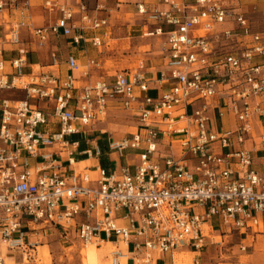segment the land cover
<instances>
[{
  "label": "built area",
  "instance_id": "2783aa9c",
  "mask_svg": "<svg viewBox=\"0 0 264 264\" xmlns=\"http://www.w3.org/2000/svg\"><path fill=\"white\" fill-rule=\"evenodd\" d=\"M18 1L0 0V15ZM157 2L165 7L147 10L136 3L139 13L157 22L150 34L165 36L163 61L153 78L138 61L108 78L79 84L72 72L88 76L100 62L89 59L82 66L73 56L65 59L64 77L25 71L30 44L42 47L50 36L78 42L84 29L107 25L83 4L75 19L73 6L46 0L59 15L35 26L25 18L28 0H21L18 19L4 26L0 264H41L36 250L43 227L74 234L83 245L115 237L127 250L113 245L110 264H155L156 257L181 246L199 252L212 221L218 231H237L242 252L247 236L264 235V170L251 167L255 156L264 158V30L254 29L243 12L229 11L220 0ZM252 10L264 16V7ZM90 42L100 46L102 41L94 36ZM5 45L15 46L9 60L3 57ZM51 59L59 62L55 55ZM153 81L166 90L150 95ZM8 90L22 96L2 94ZM115 112L136 120L135 131L107 136L108 152L124 163L118 170L96 164L95 178L89 167L66 172L61 157L72 165L80 142L79 136H69ZM49 116L58 119L57 130L45 128ZM79 152L99 157L101 149L92 142Z\"/></svg>",
  "mask_w": 264,
  "mask_h": 264
},
{
  "label": "crops",
  "instance_id": "0c3cea01",
  "mask_svg": "<svg viewBox=\"0 0 264 264\" xmlns=\"http://www.w3.org/2000/svg\"><path fill=\"white\" fill-rule=\"evenodd\" d=\"M20 1L21 0L18 1L17 6H12V8L8 9L4 15H0V33L4 30V26L18 19ZM45 1L46 0H28L29 7L26 11L25 17L28 22L35 26L46 25L51 23L59 15L58 11L50 10L49 8H47L44 4ZM51 1L73 6L75 19H78L80 16L78 5L83 4L86 7L87 12L93 17L106 18L107 25L97 29H84V31L82 32L84 35V39H81L78 42H74L71 37L50 36L48 41L42 47H35V45L30 44L31 51L27 55V65L25 67L26 72H29L30 70L40 69L42 71H50L59 77H64L69 72V69L65 64V59L67 56H73L76 61L82 66H85L86 62L89 59H94L95 61L100 62V67L89 68L88 76H83L78 70L72 72L73 76L78 80L79 84H85L88 80L95 79L99 76H105L108 78L113 75L116 69L110 66L109 61H112L114 59V52L120 53V55L117 53L115 55V59L119 58L122 55L121 52L123 51V48H125L126 50V48L128 47L131 49V53L126 51L123 56L136 57V64L138 61H141L144 64L146 71L152 78L157 75L156 71L160 68L163 61L162 46L165 36L164 34H150L157 22L148 19L146 17V14L139 13L136 9V3L143 2L147 10H151L154 7L164 8V4L158 3L157 0ZM220 2L225 5L231 12H243L250 19L254 29L264 30V23H262L261 27H258V25H256L252 20V13H259V11L252 10V6L256 5L259 10L260 8L264 7V0H220ZM20 35L24 41H27L29 39L28 31L25 28H22L20 30ZM94 36L100 37L102 41L100 46H94L90 42V39ZM14 48V45H5L3 57L6 60H9L15 55ZM114 48H116L115 51ZM52 55H55L59 59L58 63L52 62ZM149 88L150 89L148 93L152 96H155L160 92L166 90V88L159 87L154 81L149 84ZM13 92L16 93L18 91H10V93L8 94L16 95ZM57 121L58 119L55 116H49L48 123L45 125V128H48L50 130H57L59 127ZM89 128L90 127L85 128V131L81 132L79 135L75 134V136L78 135L80 137V142L78 150L74 155V163L72 165H69L65 160V155H62L61 159L65 164L64 170H67L66 172L70 173V170L72 168L84 169L86 167H89V175L92 177V174H97L94 170L96 164L102 166L101 160L104 163V166L102 167L118 170V168L124 163L125 159L120 158V160L118 161L117 159L112 158L111 153H109L107 150L106 142L104 145L105 149L103 151L101 150V154L99 157L87 156L86 154H82L79 152L90 147L92 142L97 143L95 136L89 137L91 133L93 134V130L92 132H89ZM95 131H99V133L104 134L107 130L106 128H100L96 129ZM107 136L108 135H106L105 141L107 140ZM99 137L97 138L99 139ZM83 142L89 143L90 145L84 148L82 144ZM249 146V142L244 144V147ZM78 163L82 164L83 166L79 168L77 166L79 165ZM251 167L259 172L264 170V158L255 156L253 158ZM209 229L216 230L215 221H212L210 223ZM205 232L209 239L208 227ZM247 239L249 240L248 248L251 249V251L249 253H245L246 256L250 257L246 260H250L251 262H253V264H264V250H262L264 249V235L257 233L253 238L247 236L244 240ZM99 242H107L104 246L106 255L107 251L110 249L109 243L113 245L118 244L120 246L118 240L116 238L114 239L113 237L108 239V241L104 240ZM256 244H259L261 246L260 250L262 256L260 257L255 250ZM190 252L197 253V251L194 250H190ZM165 256H168V254L166 253L160 255L159 257H156L155 262L157 260L158 262H164ZM170 257L171 264H174L172 253L170 254ZM127 263L131 264V261L128 260Z\"/></svg>",
  "mask_w": 264,
  "mask_h": 264
},
{
  "label": "rangeland",
  "instance_id": "374dc122",
  "mask_svg": "<svg viewBox=\"0 0 264 264\" xmlns=\"http://www.w3.org/2000/svg\"><path fill=\"white\" fill-rule=\"evenodd\" d=\"M258 14L259 13L255 12L252 13V20L256 25H258V27H261L262 23H264V17H262L261 14ZM223 26L225 25H222L221 27ZM115 49L116 48H114V51ZM126 51L131 53L130 48L127 47L126 50L123 48V51L121 52L122 55L116 59V53L119 55L120 53L114 52V59L109 61L112 68L121 70L136 65V57L123 56ZM8 93H10V90L2 92V94L6 96ZM15 94L16 95L13 94L15 97L22 96L21 92H16ZM135 126V117L131 116L127 112H115L107 117L103 122H95V124L89 128V132H92L93 130V134L91 133L89 137L95 136L97 143L99 144V142H101L104 146L106 142V135L110 134L115 137L123 136L135 131ZM100 128H106L107 131L104 134L99 133V131H95ZM255 132H259L258 125H255ZM97 137H99V139ZM74 138H78V135L69 136V139ZM82 144L84 148L90 145L85 142ZM111 157L117 159L118 161L120 160L115 152L111 153ZM77 166L80 168L83 165L79 164ZM92 175V178L97 177L95 174ZM39 226L40 225H38V227ZM208 233L209 239L206 240L205 245L201 247L197 253L190 252L191 249L185 246L175 248L172 252L174 264H194V260H197L198 264H240V262L250 258L249 256H246L245 253H249L251 249L247 247L245 252H242L239 249L241 236H239L237 231L222 228V231L209 230ZM113 238L115 239V237ZM38 240L40 244L36 250V258L37 261L41 262V264H110V257H108L107 260L106 250L104 247L105 244L103 242L97 243V246L84 249L85 245L81 244L74 234L65 236L58 229L48 227L39 229ZM244 242L249 244L248 239L244 240ZM109 245L111 249H114L113 244L109 243ZM120 247L123 251L127 250V248H124L121 243ZM255 247L256 253H258L259 257L262 256L260 250L261 246L256 244ZM131 248L132 244L128 246V250ZM95 253L96 260L94 261L91 260V255L95 256ZM155 263L171 264L170 254L168 253V256H165L164 262H158L157 260Z\"/></svg>",
  "mask_w": 264,
  "mask_h": 264
},
{
  "label": "bare ground",
  "instance_id": "6f19581e",
  "mask_svg": "<svg viewBox=\"0 0 264 264\" xmlns=\"http://www.w3.org/2000/svg\"><path fill=\"white\" fill-rule=\"evenodd\" d=\"M78 164H80V163H78ZM104 244L105 243H107V242H103ZM94 247V246H97V242H89V243H87L86 245H85V248L84 249H86V248H90V247ZM100 248V247H99ZM98 249V248H97ZM110 250H112L111 248L107 251V255H106V257H107V260H108V257H109V252H110ZM99 251V250H98ZM99 253V252H98ZM98 256V255H97ZM101 257V256H100ZM180 258V257H179ZM91 260H96V253H95V256H93V255H91ZM125 260L123 259V262H124ZM98 262V261H97ZM96 264V263H95Z\"/></svg>",
  "mask_w": 264,
  "mask_h": 264
},
{
  "label": "trees",
  "instance_id": "16d2710c",
  "mask_svg": "<svg viewBox=\"0 0 264 264\" xmlns=\"http://www.w3.org/2000/svg\"><path fill=\"white\" fill-rule=\"evenodd\" d=\"M99 147H100V149H101L102 151L105 149V146H103V145L101 144V142H99ZM83 157H85V156H83ZM101 165L104 166V163H103L102 160H101Z\"/></svg>",
  "mask_w": 264,
  "mask_h": 264
}]
</instances>
